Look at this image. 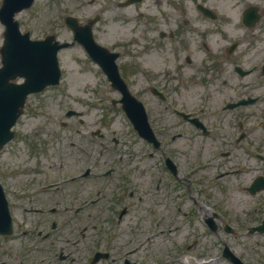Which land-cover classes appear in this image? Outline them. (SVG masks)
<instances>
[{"label": "flooded vegetation", "instance_id": "flooded-vegetation-1", "mask_svg": "<svg viewBox=\"0 0 264 264\" xmlns=\"http://www.w3.org/2000/svg\"><path fill=\"white\" fill-rule=\"evenodd\" d=\"M113 1L106 0L105 27L95 37L117 53L121 76L144 105L156 140L137 133L139 143L174 166L162 181L157 172L129 169L107 148L103 163L93 161L96 170L87 176L77 171L72 187L49 191L40 180L16 186L6 194L12 210L28 215L21 237L51 249L42 252L50 264H94L96 207L110 214L105 222L130 217L136 223L133 249L163 259L153 264H180L191 252L201 254L197 248L211 237H263L250 228L264 219V189L254 191L264 184V0H222L227 11L210 0H143L125 8L123 0ZM125 9L134 11L131 20ZM131 22L133 27L123 25ZM111 93L118 97L111 100L116 108L122 95ZM105 124L90 126V136L99 139H91L93 150L97 141H109ZM208 207L217 214L212 223ZM56 214L73 223L64 235L56 234L54 221L45 230ZM156 225L163 229L155 231Z\"/></svg>", "mask_w": 264, "mask_h": 264}, {"label": "rangeland", "instance_id": "rangeland-1", "mask_svg": "<svg viewBox=\"0 0 264 264\" xmlns=\"http://www.w3.org/2000/svg\"><path fill=\"white\" fill-rule=\"evenodd\" d=\"M212 4L218 5L227 11L228 5H225L222 0H210ZM225 1V0H224ZM2 0H0L1 5ZM92 2V3H90ZM180 1L176 2L179 3ZM103 0H64L62 2H56L55 0H36L34 6L19 15V19L22 23V29L27 31L28 28L32 29L33 37L43 38L46 32L55 31L58 34L65 33L64 22L62 20L63 15L71 14L82 21H86L91 15L102 12ZM128 11V10H127ZM133 23L125 25L130 28ZM120 30V25H117ZM102 30V29H101ZM4 27L0 24V47L3 42ZM67 33L63 35L66 37ZM60 64L63 70L62 82L59 86L47 90L43 94L31 96L27 100L26 111L23 117L19 120V124L16 126L18 136L9 145L4 147L0 151V178L5 182H8V186H23L30 183L31 186L38 184L41 181L47 182L51 178L63 175H67L70 172L78 170L76 159L72 156H79V148L72 149L68 144L69 135H65L58 131L60 122L67 121L68 123L77 122L76 119H65V112L69 109H77L85 113L84 121L86 125L84 127L77 126V128L84 132L91 130L89 127L96 119H98L103 112L98 109H92L89 104L95 103L93 101V90H105L104 84H101L94 79V74L91 71V67L83 59V55L77 48L66 49L60 54ZM1 65V60H0ZM189 100H194V95L189 96ZM117 122L122 120L118 116ZM118 124H115L113 128H117ZM68 132L69 129L63 130ZM58 134V137H57ZM57 137V138H56ZM133 139V137H130ZM87 143V142H86ZM36 150L35 152L32 150ZM54 150V154L65 155V160L57 161V164H63L62 170L52 169L46 166V158H50L52 154L51 150ZM130 150L129 147L124 149L120 148V151ZM140 151L136 149V153ZM124 152V151H123ZM78 153V154H77ZM138 155V154H137ZM136 155V156H137ZM136 156H133L132 159ZM124 159H127L126 157ZM153 162L148 160L138 165L136 162H131V168H135L138 171H149L155 173L156 166H153ZM161 163V162H160ZM164 169L159 166L158 173L162 174ZM41 171L40 173H38ZM22 173V174H21ZM63 174V175H62ZM155 176V174H153ZM153 181V179H152ZM244 206L239 202L237 210L242 212ZM103 211V210H102ZM100 211V212H102ZM96 211L94 214L98 216L96 225L102 226L99 233L95 237L96 247L100 249H108L109 240H113V244L116 245V249H125L129 243H133L135 234L136 223H129L131 218L125 219L124 223L118 225L117 223L98 222L100 218H105L107 214H101ZM15 219L22 220L24 212L21 210L16 211ZM66 225H62L64 231L67 232ZM160 238L157 240L159 241ZM261 242H249L240 243L238 246L239 252L245 258L244 260L250 261L252 264H262V256H264V237L260 238ZM20 240H15L14 237L9 239H0V264H49L44 258L43 253L51 249H32L23 253V246ZM236 244V243H235ZM236 252V251H235ZM25 255V256H24ZM27 256V257H26ZM25 258V260H24ZM140 260V259H138Z\"/></svg>", "mask_w": 264, "mask_h": 264}, {"label": "water", "instance_id": "water-1", "mask_svg": "<svg viewBox=\"0 0 264 264\" xmlns=\"http://www.w3.org/2000/svg\"><path fill=\"white\" fill-rule=\"evenodd\" d=\"M33 0H5L0 11L1 20L7 25L6 44L3 48L5 67L0 71V143L9 138V129L14 124L19 107L25 96L34 90L42 89L46 84L57 83L59 70L55 61V49L46 44H32L27 37H20L13 15L18 6H29ZM25 75L27 82L22 85L8 84L9 77ZM0 144V145H1ZM0 191V195H1ZM0 207L4 220L0 224V232L10 233V218L5 202ZM1 203V204H2Z\"/></svg>", "mask_w": 264, "mask_h": 264}]
</instances>
